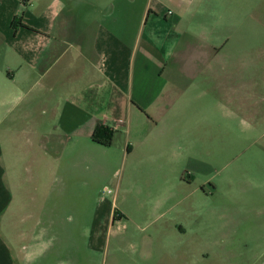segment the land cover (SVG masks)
<instances>
[{
	"label": "crops",
	"instance_id": "crops-1",
	"mask_svg": "<svg viewBox=\"0 0 264 264\" xmlns=\"http://www.w3.org/2000/svg\"><path fill=\"white\" fill-rule=\"evenodd\" d=\"M33 83L34 129L21 145L8 129L6 157L0 145V264L42 262L49 248L41 235L64 225L33 223L21 200L18 166L36 165L35 149L49 148L63 164L65 148L72 160L105 127L113 144L124 141V157L157 165L170 182L188 139L205 143L207 102L217 112L232 101L231 122L264 137V0H0V84L24 97L29 117ZM51 128L55 136L42 133ZM253 146L252 160L263 164L254 171L264 178V143ZM192 224L175 227L185 236ZM97 226L92 240L102 236ZM180 256L163 254L156 264L201 261Z\"/></svg>",
	"mask_w": 264,
	"mask_h": 264
},
{
	"label": "rangeland",
	"instance_id": "rangeland-1",
	"mask_svg": "<svg viewBox=\"0 0 264 264\" xmlns=\"http://www.w3.org/2000/svg\"><path fill=\"white\" fill-rule=\"evenodd\" d=\"M0 90V145L6 157L9 130L21 145L39 119L34 96L40 86L32 84L31 117L23 96H8L2 84ZM222 104L212 112L207 102L205 143L188 139L186 156L178 155L169 166L170 182L157 176L162 175L157 165L124 157V141L108 148L81 142L72 160L62 146L63 164L46 144L35 149L38 163L18 166L21 200L33 223L64 224L41 235L49 250L38 264H156L158 256L175 253L182 260L185 252L201 259L193 264H264V178L254 171L263 164L252 160L253 144L264 143V137L231 122L236 105ZM54 131L42 133L55 136ZM166 185L174 191H163ZM189 220L193 224L184 236L175 225ZM95 222L102 236L92 240Z\"/></svg>",
	"mask_w": 264,
	"mask_h": 264
},
{
	"label": "trees",
	"instance_id": "trees-1",
	"mask_svg": "<svg viewBox=\"0 0 264 264\" xmlns=\"http://www.w3.org/2000/svg\"><path fill=\"white\" fill-rule=\"evenodd\" d=\"M114 136L113 130L105 127H99L95 130L91 139L95 144L108 148L113 145Z\"/></svg>",
	"mask_w": 264,
	"mask_h": 264
}]
</instances>
